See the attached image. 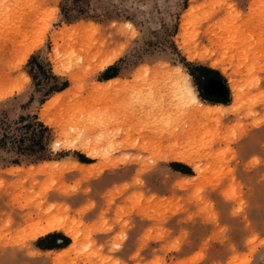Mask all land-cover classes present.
Returning <instances> with one entry per match:
<instances>
[{"label":"rangeland","instance_id":"obj_1","mask_svg":"<svg viewBox=\"0 0 264 264\" xmlns=\"http://www.w3.org/2000/svg\"><path fill=\"white\" fill-rule=\"evenodd\" d=\"M259 4L0 0V93L12 91L0 105L11 118L35 115L50 128L47 159L0 161V264H264ZM188 51L211 58L190 60ZM32 55L68 86L44 95L53 80L27 64ZM214 59L219 68L208 65ZM196 65L218 71L215 87L198 88ZM174 67L190 76L202 101L223 97L228 103L219 104L230 110L198 115L170 80L153 74ZM229 84L244 96L234 107ZM56 93L63 95L49 104ZM78 142L99 155L88 157ZM169 149L194 162L165 159ZM47 217H67L79 231L76 243L61 231L54 232L71 243L64 250L42 252L38 238L22 240Z\"/></svg>","mask_w":264,"mask_h":264},{"label":"trees","instance_id":"obj_2","mask_svg":"<svg viewBox=\"0 0 264 264\" xmlns=\"http://www.w3.org/2000/svg\"><path fill=\"white\" fill-rule=\"evenodd\" d=\"M34 63L38 68V73H48L53 80L44 90V95H50L54 92L61 91L68 86L66 80L59 81L58 77L46 70L42 62L38 61L35 55H32L28 61V65ZM195 68L200 72L201 77L196 84L198 88L201 87H215L217 81H220V74L217 70L203 65H196ZM114 69L109 66L105 69L102 76L106 77L110 71ZM34 80L36 77L31 72H28ZM192 77L196 80L193 73ZM114 76V74L112 75ZM110 77V76H109ZM203 97V96H202ZM211 103L227 104L228 100L223 97L212 98L203 97ZM50 140V128L42 121L38 120L37 116L29 114H18L11 118L4 108L0 105V161L12 165H20L24 161L36 162L45 160L48 157V143ZM82 162H87L84 157H79ZM175 169L183 174H189V169L180 163H174ZM69 239L59 232H50L44 236L39 237L35 241V246L40 249L59 248L67 245Z\"/></svg>","mask_w":264,"mask_h":264},{"label":"bare ground","instance_id":"obj_3","mask_svg":"<svg viewBox=\"0 0 264 264\" xmlns=\"http://www.w3.org/2000/svg\"><path fill=\"white\" fill-rule=\"evenodd\" d=\"M258 2V1H257ZM256 2V6L258 5ZM259 2L261 4H263V8H264V0H259ZM259 4V5H261ZM255 5V4H254ZM259 7V6H258ZM2 7H0L1 9ZM261 14V15H260ZM260 17H258V20H257V23L259 25V23H264V12L262 11L260 13ZM234 18V17H232ZM236 19V17H235ZM234 20V19H233ZM232 20V22H233ZM227 22V20H225ZM228 21H231V20H228ZM224 23V22H223ZM31 24V23H30ZM82 26V25H81ZM86 27V26H84ZM78 29V28H77ZM84 30V29H83ZM80 33H83L82 31ZM66 34V33H65ZM79 34V33H78ZM64 35V34H63ZM81 35V34H80ZM74 36V34H73ZM71 37V36H70ZM228 47V46H227ZM32 48V46L30 47ZM229 48V47H228ZM227 48V49H228ZM31 50V49H30ZM30 50H28L27 52H24L26 53L25 54V57L23 60H25L26 56L29 54ZM188 58L190 60H194V59H200V60H207L209 58H211L209 55H206V54H193L192 52L188 51ZM115 56V55H114ZM113 57V56H112ZM110 58L101 68L103 69L104 67H106L107 65H110L113 58ZM56 58V57H55ZM210 65V67L212 68H219L221 65H222V60L220 59H214L212 61H210V63L208 64ZM55 67V66H54ZM99 68V67H98ZM159 69V68H158ZM223 69V68H221ZM6 70V69H5ZM56 70V69H55ZM151 70V69H150ZM161 70V68H160ZM224 71V70H223ZM154 76L157 78L158 75L162 76L164 78H166L168 81L170 80L171 82V85L173 87V89H175L174 91H176V93L178 94L179 98L185 102V103H189L191 105V107L193 106L194 109L193 111L195 110V112L200 115V116H203L205 118H210V117H214V116H218L219 114H224L225 112L228 111V107L224 106L223 104H210V103H205L204 101H202L199 96L197 95V92L196 90L193 88V86L191 85L190 83V76L188 74H184L182 73V70L179 68V67H174L173 69H170V70H165V71H162V72H156L154 71L153 72ZM152 74V75H153ZM148 75V74H147ZM150 75V76H152ZM159 76V77H160ZM1 77V75H0ZM148 77V76H147ZM150 78V77H149ZM230 78V77H229ZM3 79V78H2ZM147 80V79H146ZM233 81V80H232ZM152 81H150L151 83ZM235 82V81H234ZM106 83V81L104 82ZM155 83V82H154ZM170 84V83H169ZM237 84V83H235ZM115 85V84H114ZM231 87L230 89L232 90V96H233V100H234V103L232 105V107H234V105L238 104V100L240 98V96L242 95L239 91V89L237 88V86H234V84H229ZM93 86V85H92ZM160 86V85H159ZM161 87H163L161 85ZM167 87V86H166ZM239 87V86H238ZM69 89V88H67ZM103 89V87H102ZM12 90V89H11ZM97 90V89H96ZM166 90V89H165ZM67 92V91H66ZM12 93V91H6V92H1L0 93V99H3L7 96H9L10 94ZM77 93V92H76ZM153 93V92H152ZM57 94V93H56ZM155 94V93H154ZM171 94V93H170ZM61 95L62 94H57V96L55 98H53L51 101H49V104L53 103L54 101L58 100V97L60 96V98L62 97ZM158 95V94H157ZM68 96V95H66ZM77 97V96H76ZM242 97H244L242 95ZM73 98V97H72ZM76 99V98H75ZM74 100V99H72ZM61 101V100H60ZM59 102V101H58ZM64 102V101H63ZM72 102V101H71ZM160 102V101H159ZM46 103V102H45ZM70 103V102H69ZM150 103V102H148ZM48 104V103H47ZM45 104V105H47ZM54 104V103H53ZM60 104V103H59ZM242 104V103H241ZM55 105V104H54ZM63 105H66V104H63ZM68 105V104H67ZM155 105V104H154ZM56 107V106H55ZM63 107V106H61ZM187 109V108H186ZM230 110V109H229ZM151 111V110H150ZM176 111V110H175ZM183 111V110H182ZM173 112V111H172ZM190 113V112H189ZM137 114V113H136ZM149 114V113H148ZM176 114V113H175ZM174 114V115H175ZM182 114V113H181ZM193 114V113H192ZM188 115V114H187ZM191 115V114H190ZM159 117V116H158ZM181 117V115H180ZM183 118V117H182ZM189 118V117H188ZM195 118V117H194ZM47 119V118H46ZM48 120V119H47ZM177 120V119H176ZM206 120V119H205ZM208 120V119H207ZM206 120V122H207ZM54 122V121H53ZM209 122V121H208ZM207 122V123H208ZM199 123V122H198ZM193 125V124H192ZM205 125V124H204ZM201 126V125H200ZM121 127V126H120ZM204 127V126H203ZM206 127V126H205ZM193 129V127H192ZM199 129V128H198ZM204 130V129H203ZM192 133V132H191ZM202 134V133H201ZM148 136V135H146ZM205 137V136H204ZM148 139V138H147ZM175 139V138H174ZM72 140V139H71ZM77 142V141H76ZM138 144V143H137ZM179 144V143H178ZM76 148H81L82 151L88 156V157H95L99 154H97V152L95 151V148L94 147H90L89 145H87L86 143H79L78 144H75ZM74 146V147H75ZM135 146V144H134ZM169 146V145H168ZM73 147V146H72ZM142 147V146H141ZM146 147V146H145ZM148 147V146H147ZM175 148V147H174ZM179 151V150H178ZM177 150H174V149H169V152H167V154L165 155V159H171V160H175V161H179V162H183L185 164H191L192 161L194 162L193 160V157L191 154H186V153H183V152H178ZM99 153V152H98ZM54 163V162H53ZM116 163V162H115ZM46 164V163H45ZM44 164V166H45ZM52 164V163H51ZM58 164V163H57ZM55 164V165H57ZM66 164V163H65ZM111 164V163H110ZM109 164V165H110ZM62 164L59 163V167L61 168H65L67 166V164L65 166H60ZM70 165V164H69ZM73 165V164H72ZM79 164L76 163L75 166H78ZM114 165V164H113ZM42 166V165H41ZM80 167H82L83 169V166L82 165H79ZM47 167V166H46ZM55 169H57L58 167L57 166H54ZM68 167H72L71 165L68 166ZM67 167V168H68ZM93 168V167H92ZM47 169V168H46ZM63 169H58L59 170H63ZM66 169V168H65ZM87 169V168H86ZM89 169V167H88ZM87 169V170H88ZM101 169V168H100ZM45 170V168H44ZM47 170H54L53 169H47ZM90 170V169H89ZM53 209V208H52ZM60 209V208H58ZM56 210V209H55ZM47 214V213H45ZM46 216V215H44ZM29 218V216L27 217ZM54 231H61L64 233L65 236L71 238L73 240L74 243H76V239H77V233L79 232L77 229H76V226L73 224L71 225L66 218H57V217H47L44 219V221H40L38 222L37 224H34L30 231L25 233L24 236L22 237V240L25 241L27 239H37L41 236H44L46 235L47 233H50V232H54ZM73 243V244H74ZM73 246V245H72ZM72 246L69 248V250L72 248ZM76 246V245H75ZM67 250V251H69ZM66 251V250H65ZM65 251H60L58 252L57 256H60L62 253H64ZM66 251V252H67ZM55 254V253H54ZM56 255V254H55ZM65 258V257H64ZM63 259V258H62Z\"/></svg>","mask_w":264,"mask_h":264},{"label":"crops","instance_id":"obj_4","mask_svg":"<svg viewBox=\"0 0 264 264\" xmlns=\"http://www.w3.org/2000/svg\"><path fill=\"white\" fill-rule=\"evenodd\" d=\"M71 244V243H70ZM70 244H68L67 246H61V247H59V248H51V249H40V248H38V247H35L37 250H39V251H56V250H64V249H66Z\"/></svg>","mask_w":264,"mask_h":264}]
</instances>
